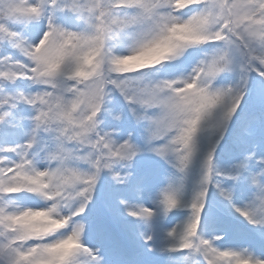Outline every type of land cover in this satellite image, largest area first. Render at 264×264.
<instances>
[{
	"label": "snow or ice",
	"instance_id": "6c2138e0",
	"mask_svg": "<svg viewBox=\"0 0 264 264\" xmlns=\"http://www.w3.org/2000/svg\"><path fill=\"white\" fill-rule=\"evenodd\" d=\"M0 264H264V0H0Z\"/></svg>",
	"mask_w": 264,
	"mask_h": 264
}]
</instances>
